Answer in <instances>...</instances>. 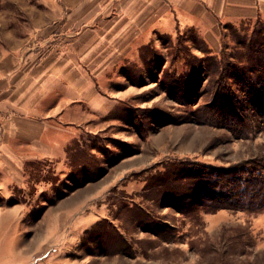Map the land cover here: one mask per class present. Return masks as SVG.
Listing matches in <instances>:
<instances>
[{
    "label": "rangeland",
    "instance_id": "374dc122",
    "mask_svg": "<svg viewBox=\"0 0 264 264\" xmlns=\"http://www.w3.org/2000/svg\"><path fill=\"white\" fill-rule=\"evenodd\" d=\"M54 5L0 0V53ZM257 25L227 24L217 49L195 30L154 34L112 70L105 86L119 89L116 108L64 157L24 164L21 182L0 186V264H264V208L197 193L208 167L263 164V119H208L217 63L242 66L232 55Z\"/></svg>",
    "mask_w": 264,
    "mask_h": 264
},
{
    "label": "crops",
    "instance_id": "0c3cea01",
    "mask_svg": "<svg viewBox=\"0 0 264 264\" xmlns=\"http://www.w3.org/2000/svg\"><path fill=\"white\" fill-rule=\"evenodd\" d=\"M52 3L59 10L0 53L1 187L21 182L24 164L64 157L89 124L102 122L120 102L119 89L105 86L115 81L111 71L154 34L195 30L217 49L227 24L264 20V0Z\"/></svg>",
    "mask_w": 264,
    "mask_h": 264
},
{
    "label": "trees",
    "instance_id": "16d2710c",
    "mask_svg": "<svg viewBox=\"0 0 264 264\" xmlns=\"http://www.w3.org/2000/svg\"><path fill=\"white\" fill-rule=\"evenodd\" d=\"M256 21L258 25L253 30L254 34L238 40L242 54L235 50L232 55L242 66L231 63L226 71L220 61L217 63L216 68L220 71L218 77L212 79L215 93L211 104L214 107L217 105V110L208 118L212 123L219 122L232 127L237 122L248 121L250 115H257L264 120V38L255 34L264 32V23L260 22L264 20ZM200 41L204 44L203 40ZM227 79L233 80L238 93L229 88ZM249 107V112H246ZM244 110L245 115L241 114ZM238 129L244 131L245 127ZM262 162L263 164L254 165V161L249 160L227 168L208 167L209 170L200 171L199 176L203 179L210 177V180L202 182L197 193L210 201H227L236 205L247 204L255 209L264 208V160ZM248 163L251 171L245 166ZM246 172L251 173L247 177H240Z\"/></svg>",
    "mask_w": 264,
    "mask_h": 264
}]
</instances>
